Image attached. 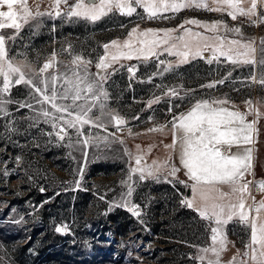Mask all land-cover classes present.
Returning a JSON list of instances; mask_svg holds the SVG:
<instances>
[{"label":"rangeland","instance_id":"1","mask_svg":"<svg viewBox=\"0 0 264 264\" xmlns=\"http://www.w3.org/2000/svg\"><path fill=\"white\" fill-rule=\"evenodd\" d=\"M76 2L61 3L62 15L56 16L54 0H26L32 13L27 22L19 19L23 11L17 4L20 29H0L6 37V59L36 87L43 89L48 82L49 94L52 77L62 92L69 86L66 78L76 80L74 72L85 75L83 65L73 63L77 56L91 62L81 88L99 79L98 72L107 77L102 81L106 97L97 90L99 99L94 100L93 93L83 91L76 102L94 105L88 117L103 127L89 123L68 128L64 121L79 109L73 108L69 117L50 103H38L43 97L32 85L15 83L18 74L10 76L8 92L0 93L6 101L0 112V264H261L257 252V261L251 259L249 229L218 226L200 216V209L206 207L211 214L213 205H222L211 190L201 189L191 200L195 213L183 203L189 184L178 171L171 175L176 169L171 130L174 117L197 101L225 100L244 110L258 128L257 141L264 142V84L259 82L264 79V0H257L255 15L236 19L226 10L196 6L160 10L149 18L131 0L136 11L130 16L113 11L94 21L64 14ZM205 2L228 9L214 0ZM155 3L160 8L161 0ZM251 3L241 0L239 7L247 11ZM7 10L0 5V11ZM188 20L204 26L185 23ZM217 21L221 23L216 30H208ZM235 28L239 34L230 31ZM150 29L154 31L142 35ZM234 40L240 44H232ZM125 42L131 47H124ZM105 44L110 47L105 49ZM241 44H250L254 51ZM129 52L131 58L122 55ZM178 52L188 53L185 62ZM236 52L247 55L236 57ZM102 56L111 65L103 70L97 68ZM228 56L241 62L232 63ZM45 63L51 66L41 72ZM3 79L0 76V88ZM210 84L214 86L205 87ZM44 110L50 115L45 117ZM108 113L124 123L117 126ZM260 147L263 153L264 144ZM136 157H142L139 165ZM134 168L144 169L145 175L151 170L154 177L141 180ZM124 200L137 205L140 215L116 206ZM222 206L225 218L227 208ZM63 225L67 231L57 232ZM214 227L222 228L215 243ZM211 247L218 255L200 251Z\"/></svg>","mask_w":264,"mask_h":264},{"label":"snow or ice","instance_id":"2","mask_svg":"<svg viewBox=\"0 0 264 264\" xmlns=\"http://www.w3.org/2000/svg\"><path fill=\"white\" fill-rule=\"evenodd\" d=\"M214 2L226 6L231 11L228 12V15L231 16L232 19H236L237 15H255L257 0H252L251 8L245 11L244 9L239 7L241 0H214ZM61 3L67 4V0H54L55 6V15H62L59 5ZM20 4L23 15L19 17V19L27 22L28 17L32 15V13L27 8L26 0H0V5H6L7 11H0V29L5 27H15L17 30L20 29L21 24L17 22V12L14 11V6ZM135 5L142 6L145 11L148 13L149 18L155 17L160 10H172L178 11L182 8L189 6L196 7H204L207 8L208 5L205 0H181V2H176V0H161L160 8H157L155 0H135ZM113 8H116L121 11L122 14L125 13L131 15L136 11V7L133 6L131 0H100V3L97 4L95 0H77V2L72 5L69 10L64 13L70 17H84L90 20H96L102 15H106L107 12L111 11ZM212 11H220L221 7L209 9ZM48 15H52V13H47ZM37 15H43L42 13H37ZM4 21H8L5 23ZM187 24H194L198 26L201 25L199 21L196 20H188L185 21ZM221 22L217 21L213 23L208 30H216L217 26ZM183 27V25H181ZM207 27V26H205ZM135 31V30H133ZM154 30H148L142 35L147 36L149 33H152ZM173 30H165V32H171ZM230 31H234L236 33H240L239 28L230 29ZM131 35V33H130ZM197 36L200 34L197 33ZM11 37H9L10 39ZM5 39L6 37L3 34H0V76L3 79V87L0 88V93H7L10 87L9 79L12 74H18V78L15 80L16 84H20L21 82L32 85L35 88V91L40 93L43 97L42 100H38V103H50L51 106L56 110V112L66 113L69 117L73 116L72 109L78 108L79 111L76 112L73 119L65 120V124L68 128H76L77 124H89L91 123L93 126L103 127V124H98L97 121L92 120L88 117V113L91 112L92 107L94 105H85V104H77L76 102L82 99L81 92L87 91L88 93H95L97 90L100 95H104L106 97L107 93L103 90L102 81L106 80V76L101 75L99 72L96 74L99 79L88 82L85 84L84 88H81L80 85L87 80V65L91 63L90 61H83L81 57L77 56L74 58L73 63H81L84 68V76H80L79 73L74 72L73 75L76 76V80L73 81L71 79L66 78V83L69 85L64 88L62 92H57L54 81L57 77H52L53 87L49 94L48 82L45 83V87L43 89L36 87L33 85V81L31 79H25V73L18 66L13 65L11 60L6 59V49H5ZM232 44H240L239 41H231ZM112 46H117V41L111 42ZM243 48L251 49V45H240ZM110 47L109 44H105L104 48L108 49ZM124 47L130 48L131 45L128 42H125ZM187 47V45H185ZM232 49H229L231 52ZM221 55H226L223 51L220 53ZM125 58H131L132 53L122 54ZM176 55L182 56L185 59L181 62H185L188 56L187 52L176 53ZM199 55V53H197ZM236 57L246 56L247 52H236ZM55 54L53 53V58ZM146 58V57H145ZM232 63L241 62L238 59L233 58L232 56L227 57ZM105 56L100 58L99 63L97 64L98 69H106L110 67V64L105 63ZM113 60L119 59V56L113 55ZM245 63H253L252 60H245ZM211 63V61H209ZM50 63H45L43 68L40 69L41 72L45 71L50 67ZM132 71V69H129ZM223 81H221L222 83ZM264 84V79L259 81ZM214 85H206L205 87H213ZM175 93V89L172 90ZM71 100L70 104H58L57 100ZM94 100H98L99 96L93 95ZM155 101H150L149 104ZM6 103L3 99H0V112L4 111L3 105ZM227 103L225 100H213L211 102L207 100L197 101L193 107L186 113L181 114L178 117H174V122L172 124L173 131V147L175 146L177 139L176 134L182 133L180 137L181 143V163L183 167L187 170L186 175L194 181L193 184V192H196V186L200 184H229L233 186V191H239L244 193L248 189L247 184L240 185L239 181L243 178L244 174L248 169L251 168V160L252 150L250 148L245 150L244 155H224L220 148L217 147L219 145L226 146L228 150L231 149L233 145H239L240 143L249 144L251 143V132L253 130V124L245 122V116L238 111H229L225 108H216L212 107L213 104H224ZM250 103V102H249ZM24 105H21L23 107ZM31 107V105H28ZM103 108V105H101ZM42 114L47 117L50 113L46 110L42 112ZM108 115L112 116V119L115 121L116 125L119 126L124 123L123 119L108 113ZM59 119H64L63 116L59 117ZM99 119V118H97ZM239 126H234V125ZM56 125H53L55 127ZM153 131L163 130L161 129H152ZM64 128H60V132H64ZM78 134H83L79 128H77ZM59 135V134H58ZM59 138L64 139L63 135H60ZM85 141L84 143H87ZM142 157H136V164L139 165ZM133 173L139 171L141 173L140 179L144 180L148 177H154V173L151 170H148L145 175L144 169L134 168L131 170ZM177 169L173 168L171 175L175 176ZM131 178V177H130ZM237 185H239L237 187ZM260 188L264 189V183L259 185ZM132 189L129 188L128 196H131ZM225 194H221L223 197ZM188 207H192L193 204L191 200L184 201ZM116 206L126 207L133 215L139 216L140 213L137 211L138 206L129 203L127 200H124L122 203L117 204ZM245 205L243 200H241L238 208L239 211H233L236 206L230 205L228 207V213L226 219H224V206L222 205H213L211 211V217H215V223L218 226H222L226 224L229 220H231L234 216H239V219L242 221H247L248 216L243 211ZM264 208V202L261 203L260 207L256 209L257 212ZM199 214L202 218L210 219L208 208H203L199 210ZM252 228V237L251 244L248 247H252V245H260L261 248H264V225H260L259 228L257 224L253 220L251 224ZM57 232H65L67 231V225H63L61 227L56 228ZM221 227H214L211 229L213 235L211 239L213 243L217 241V233H221ZM225 241L221 239V250L223 249ZM201 252H213L218 255V250L215 247L211 248H202ZM257 249L252 248V257L253 261H257L256 255ZM247 255V253H245ZM260 261L261 264H264V251L260 252ZM203 259V257H201ZM209 264H216L215 261H209Z\"/></svg>","mask_w":264,"mask_h":264},{"label":"crops","instance_id":"3","mask_svg":"<svg viewBox=\"0 0 264 264\" xmlns=\"http://www.w3.org/2000/svg\"><path fill=\"white\" fill-rule=\"evenodd\" d=\"M95 2L97 4H99L98 0H95ZM207 5H208V7L207 8L203 7V9L209 10V9L219 7V6H214L213 4H207ZM220 7L222 10L231 11V10H228V9L222 7V6H220ZM113 11H116L118 13V15L123 16V17L130 16L126 13L122 14L121 11L116 9V8H113L107 14H110ZM209 11H212V10H209ZM144 14L147 17H149L147 13H144ZM102 16H105V15H102ZM102 16H100V17H102ZM243 16H246V15H243ZM80 18L83 19L84 17H80ZM211 106L216 107V108H225L229 111H238L245 116V122L246 123L253 124V130L251 132V143H249V144L240 143L239 145H233L230 150H228L226 148V146H223V145L217 146L220 148L221 152L224 155H244L246 149L250 148L252 150V152H251V155H252L251 168L245 172L243 178L239 181L240 185H243V184L248 185L247 191L244 193H241L239 191L234 192L233 186L229 185V184H215V185L200 184V185L196 186V192L194 193L193 192L194 181L189 179V177L185 174L187 170L183 167V165L181 163V159H180V157H181L180 137H181L182 133L178 132L176 134L177 142H176L175 146L173 147L172 146L173 145V131L171 130V153H172L173 163H174L176 169L178 170V172L186 179L187 183L189 184V187H188L187 193H186L187 200H194L195 195L199 196L201 189H209L216 195L217 199H220L221 204L226 206L227 213H228V207L230 205L236 206L237 211H239L238 206H239L241 200H243L244 205H245L243 211L244 210L248 211V215H249V218L247 219V221H245L246 225L240 226V225L232 224L233 222L242 221L241 219H239V217L236 218L234 216L231 220H229L226 224H224V226L229 225V226H235L238 229H240V228L249 229L250 240H251V237H252L251 224H252L253 220L257 224L258 228L260 225H264V208H261V210L259 212L256 211V209L258 207H260L261 203L264 202V189L261 188V194L258 196H255L251 191V185L253 183H257L258 185L264 183V152L260 153V149H261L260 144H264V142L261 143L259 140L257 141L255 134H256V130L258 128H257V126L255 127L254 123H252L250 121L249 116L246 115V113L244 112L243 109H241L240 107H238L236 105H233V103L213 104ZM188 111H186L183 114H186ZM234 126H239V125L237 124ZM238 186L239 185H237V187ZM222 193L225 194L223 197H221ZM188 208H190L192 211L195 212L194 206L188 207ZM234 209H233V211H234ZM209 216L211 217L210 213H209ZM226 217H227V215L225 216L224 219H226ZM211 219L213 221L215 220L214 217H211ZM251 248H256L257 253L260 254L259 253L260 248H261L260 245H252ZM262 249L264 250V248H262Z\"/></svg>","mask_w":264,"mask_h":264},{"label":"built area","instance_id":"4","mask_svg":"<svg viewBox=\"0 0 264 264\" xmlns=\"http://www.w3.org/2000/svg\"><path fill=\"white\" fill-rule=\"evenodd\" d=\"M251 191H252V193L255 196H258V195L261 194V188L259 187V185L257 183H253L251 185ZM232 224H234V225H240V226L246 225L245 221L233 222Z\"/></svg>","mask_w":264,"mask_h":264},{"label":"trees","instance_id":"5","mask_svg":"<svg viewBox=\"0 0 264 264\" xmlns=\"http://www.w3.org/2000/svg\"><path fill=\"white\" fill-rule=\"evenodd\" d=\"M195 213V212H194ZM30 246V242L28 241L25 245L24 248L27 249ZM27 247V248H26Z\"/></svg>","mask_w":264,"mask_h":264}]
</instances>
